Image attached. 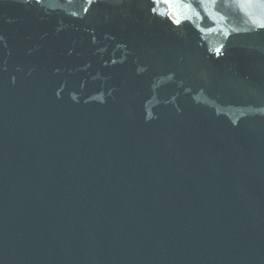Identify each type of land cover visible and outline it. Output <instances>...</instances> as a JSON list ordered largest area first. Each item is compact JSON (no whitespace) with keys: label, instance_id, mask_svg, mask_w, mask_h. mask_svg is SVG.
Returning <instances> with one entry per match:
<instances>
[{"label":"water","instance_id":"95a60500","mask_svg":"<svg viewBox=\"0 0 264 264\" xmlns=\"http://www.w3.org/2000/svg\"><path fill=\"white\" fill-rule=\"evenodd\" d=\"M0 264H264V0H0Z\"/></svg>","mask_w":264,"mask_h":264}]
</instances>
